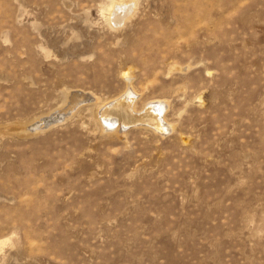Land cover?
Masks as SVG:
<instances>
[{
	"label": "rangeland",
	"instance_id": "obj_1",
	"mask_svg": "<svg viewBox=\"0 0 264 264\" xmlns=\"http://www.w3.org/2000/svg\"><path fill=\"white\" fill-rule=\"evenodd\" d=\"M117 1L0 0V264H264V0Z\"/></svg>",
	"mask_w": 264,
	"mask_h": 264
},
{
	"label": "bare ground",
	"instance_id": "obj_2",
	"mask_svg": "<svg viewBox=\"0 0 264 264\" xmlns=\"http://www.w3.org/2000/svg\"><path fill=\"white\" fill-rule=\"evenodd\" d=\"M133 1L134 0H119L115 2L117 3V6L113 11L111 10V14H113L112 16H113V20L115 21V23L117 22L120 24L122 20L124 21L125 17L130 13L129 12L131 9L130 6L133 5L132 4ZM136 2L137 1H135L134 3ZM124 78L127 81L130 80L127 77V75H124ZM135 99H136L135 94L128 87L127 90L125 91V94L122 95V97L119 100L112 102L111 104H106L104 102L98 104L99 103L97 101L98 99H94V98L84 99V97L81 94L79 95L72 94V99L68 98L67 96L64 102L66 104L64 105H67L68 103H70L69 111H72L73 113V110L80 103L88 102L90 100L95 101V107L93 111L94 113L92 112L93 113L92 117L97 121L98 125L100 126L99 128H101L102 131L112 130L114 127L115 129L118 128V131H121V130H125L128 125L132 126L135 124V126L136 125L145 126L149 129H152L155 132L167 133L166 131H168L171 125L168 127L164 120L165 116L163 117L166 111V107H167L165 103L166 101H157V102L153 101L151 103L149 102V104H147V106L143 108V111L137 112L135 111V106H136V104H134ZM64 116L65 114L64 115L61 114L55 118L53 117L51 119H45L43 120L45 122H42V121L37 122L34 124L32 128L34 130L46 128L50 126L51 124L58 122L59 120H62V118L64 120ZM118 131L116 132L119 133Z\"/></svg>",
	"mask_w": 264,
	"mask_h": 264
}]
</instances>
